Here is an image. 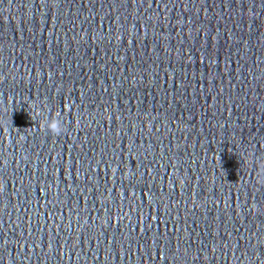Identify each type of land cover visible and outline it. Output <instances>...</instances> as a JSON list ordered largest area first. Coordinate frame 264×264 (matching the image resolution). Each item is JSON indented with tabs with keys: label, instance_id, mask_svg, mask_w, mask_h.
<instances>
[{
	"label": "water",
	"instance_id": "95a60500",
	"mask_svg": "<svg viewBox=\"0 0 264 264\" xmlns=\"http://www.w3.org/2000/svg\"><path fill=\"white\" fill-rule=\"evenodd\" d=\"M262 168L264 0H0V264H264Z\"/></svg>",
	"mask_w": 264,
	"mask_h": 264
},
{
	"label": "clouds",
	"instance_id": "9594fccd",
	"mask_svg": "<svg viewBox=\"0 0 264 264\" xmlns=\"http://www.w3.org/2000/svg\"><path fill=\"white\" fill-rule=\"evenodd\" d=\"M42 126H46L48 132L51 133L53 136H59L65 131V128L61 122L60 112H49L48 115L45 117V120L42 122ZM258 177L261 182H264V168H262L261 171L258 173Z\"/></svg>",
	"mask_w": 264,
	"mask_h": 264
}]
</instances>
